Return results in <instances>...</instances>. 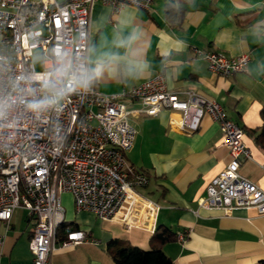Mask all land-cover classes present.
<instances>
[{
    "label": "crops",
    "instance_id": "crops-1",
    "mask_svg": "<svg viewBox=\"0 0 264 264\" xmlns=\"http://www.w3.org/2000/svg\"><path fill=\"white\" fill-rule=\"evenodd\" d=\"M171 10V15L167 11ZM89 34V69L93 86L102 94L129 91L156 75L168 90H193L219 103L244 132L251 159L239 173L264 190V149L255 143L264 110V0H155L148 9L124 7L119 13L99 2L92 9ZM215 51L227 58L250 56L245 70L225 77L212 73L194 50ZM99 68V75L94 70ZM136 130L126 152L129 166L145 173L141 190L161 208L157 231L167 230L172 240L159 245L152 235L125 230L101 221L90 212H76L72 197L61 195L64 223L82 230L88 240L62 246L60 230L52 264H116L106 252L110 240L120 239L142 250L161 247L173 264H259L264 260V215L238 209L229 215L200 208L210 182L225 169L230 156L222 145L218 124L203 116L193 133L172 130V113L161 110L148 116L136 100L124 99ZM21 210V209H20ZM14 212L9 227L0 222L2 264H32L29 238L33 223L27 213ZM185 234L180 243L177 235Z\"/></svg>",
    "mask_w": 264,
    "mask_h": 264
},
{
    "label": "built area",
    "instance_id": "built-area-1",
    "mask_svg": "<svg viewBox=\"0 0 264 264\" xmlns=\"http://www.w3.org/2000/svg\"><path fill=\"white\" fill-rule=\"evenodd\" d=\"M97 2L117 14L127 6L148 10L155 0H0V222L8 228L17 209L27 213L33 223L32 264H52L64 223L65 193L71 195L76 212H90L127 231H157L161 206L141 193L148 178L126 160L136 130L129 122L134 111L124 99L138 101L141 109L136 112L148 116L170 111L168 125L179 132L198 131L203 116H209L218 124L230 161L207 186L199 207L224 215L238 209L264 215V190L239 173L242 161L251 159L243 129L216 101L193 90H168L162 75L114 95L97 91L92 79L87 89L68 90L39 112L27 107L52 90L64 89L71 75L91 76L89 26ZM194 51L212 73L225 77L244 71L250 59L248 54L227 58L215 51ZM58 52L67 53L66 76L43 88L38 74L59 66ZM17 77L23 79L17 82ZM65 232L62 246L88 240L82 230L68 227ZM186 237L180 233L177 240L183 243ZM3 238L0 235V264Z\"/></svg>",
    "mask_w": 264,
    "mask_h": 264
},
{
    "label": "trees",
    "instance_id": "trees-1",
    "mask_svg": "<svg viewBox=\"0 0 264 264\" xmlns=\"http://www.w3.org/2000/svg\"><path fill=\"white\" fill-rule=\"evenodd\" d=\"M167 15H171V10L167 11ZM261 117L262 125L254 140L257 146L264 149V110L261 111ZM68 227V225L62 224L58 229V233L60 230H66ZM172 237L169 231L163 230L156 231L151 239L152 243L156 242L159 245H163L172 240ZM106 252L116 264H173L161 247H153L151 250H142L131 245L128 241L120 239L110 240L106 246ZM259 264H264V260H261Z\"/></svg>",
    "mask_w": 264,
    "mask_h": 264
},
{
    "label": "clouds",
    "instance_id": "clouds-1",
    "mask_svg": "<svg viewBox=\"0 0 264 264\" xmlns=\"http://www.w3.org/2000/svg\"><path fill=\"white\" fill-rule=\"evenodd\" d=\"M57 64L59 66L55 67L54 70L48 71L44 74H38L40 78V83L43 88L50 89L53 83V79H63L66 76L68 66L66 64L67 53H56ZM96 75H99L100 69L94 70ZM93 77L84 75H71L68 77V83L65 85L64 89L52 90L51 95H46L43 99L34 100L27 104V107L32 110L39 112L40 110L50 107L58 102L64 95H66L68 90L75 91L77 88L87 89L91 83ZM17 82H19L22 77H17ZM2 109H0V115H2Z\"/></svg>",
    "mask_w": 264,
    "mask_h": 264
},
{
    "label": "rangeland",
    "instance_id": "rangeland-1",
    "mask_svg": "<svg viewBox=\"0 0 264 264\" xmlns=\"http://www.w3.org/2000/svg\"><path fill=\"white\" fill-rule=\"evenodd\" d=\"M35 67H36L37 70H41L42 69V66H41L40 62H36L35 63ZM21 213H23V211L20 210V209H17L16 216L17 215H21Z\"/></svg>",
    "mask_w": 264,
    "mask_h": 264
}]
</instances>
